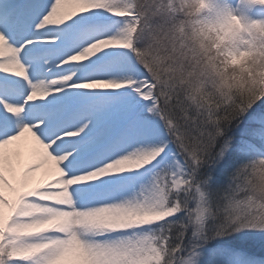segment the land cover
<instances>
[{
	"label": "snow or ice",
	"instance_id": "obj_1",
	"mask_svg": "<svg viewBox=\"0 0 264 264\" xmlns=\"http://www.w3.org/2000/svg\"><path fill=\"white\" fill-rule=\"evenodd\" d=\"M261 59L264 0H0V264H264Z\"/></svg>",
	"mask_w": 264,
	"mask_h": 264
},
{
	"label": "clouds",
	"instance_id": "obj_2",
	"mask_svg": "<svg viewBox=\"0 0 264 264\" xmlns=\"http://www.w3.org/2000/svg\"><path fill=\"white\" fill-rule=\"evenodd\" d=\"M173 38L181 39L182 42H187L191 47L195 48L205 65L211 66L214 63H218L215 71L224 73V75L218 77L221 83L225 79L228 83H233V77L237 81L241 79L248 81L249 76L245 69L256 67L257 58L255 56L249 57L247 63H244L245 57L243 55L239 58H234L230 63H225V58L216 52V42L212 36L189 35L186 28L185 34L182 35L177 31ZM261 66L264 67V59H261ZM254 194L260 200H264V172L257 174L255 177Z\"/></svg>",
	"mask_w": 264,
	"mask_h": 264
},
{
	"label": "rangeland",
	"instance_id": "obj_3",
	"mask_svg": "<svg viewBox=\"0 0 264 264\" xmlns=\"http://www.w3.org/2000/svg\"><path fill=\"white\" fill-rule=\"evenodd\" d=\"M250 239H252V237L241 232L235 234L233 239L225 237L222 240H211L208 247L212 250L214 255L210 257V259L213 261V264H215L216 261H219V264H234L233 256L238 254V251H236L237 246L236 248L232 247L231 243H235V245L240 246L239 248H242V245ZM242 250L244 251L243 248Z\"/></svg>",
	"mask_w": 264,
	"mask_h": 264
},
{
	"label": "bare ground",
	"instance_id": "obj_4",
	"mask_svg": "<svg viewBox=\"0 0 264 264\" xmlns=\"http://www.w3.org/2000/svg\"><path fill=\"white\" fill-rule=\"evenodd\" d=\"M30 158V153L28 148H24L21 150L18 159L22 162V163H27L28 160ZM46 168L45 169H41L40 172L35 174V179L32 180L31 178H29L31 180V186H35V181L36 180H40V179H47L48 177L45 176V172H46Z\"/></svg>",
	"mask_w": 264,
	"mask_h": 264
},
{
	"label": "trees",
	"instance_id": "obj_5",
	"mask_svg": "<svg viewBox=\"0 0 264 264\" xmlns=\"http://www.w3.org/2000/svg\"><path fill=\"white\" fill-rule=\"evenodd\" d=\"M227 237H230L231 239H233L234 237H235V235H233V236H227ZM231 245H232V247H235L236 248V246H237V250L236 251H238V254H241V255H243V253L242 252H244L243 250H241L242 248H239L240 246H238V245H235V243H231Z\"/></svg>",
	"mask_w": 264,
	"mask_h": 264
}]
</instances>
